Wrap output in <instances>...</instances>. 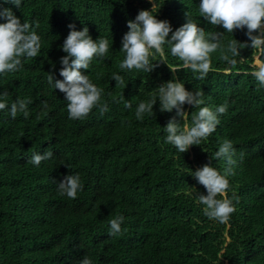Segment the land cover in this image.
Wrapping results in <instances>:
<instances>
[{"label": "trees", "instance_id": "16d2710c", "mask_svg": "<svg viewBox=\"0 0 264 264\" xmlns=\"http://www.w3.org/2000/svg\"><path fill=\"white\" fill-rule=\"evenodd\" d=\"M145 1L22 0L17 8L0 0L22 23L39 22L42 41L36 58L0 74V93H9V107L0 110V264H79L85 256L93 264H264V88L257 90L251 74L254 50L241 49L246 60L237 57L235 68L219 51L212 53L213 71L204 80L173 57L168 45L163 46L167 61L153 60L158 66L151 73L121 69L122 38L128 21L150 8ZM157 3V19L169 21L173 31L187 22L188 11L206 32L225 31L200 17V0ZM70 24L78 31L88 27L94 40L103 36L113 42L105 57L81 70L104 90L108 111L97 108L80 120L68 118L65 94L47 81L53 64L55 79H63L60 58L67 55L62 45ZM246 32H225L224 44L234 38L250 44ZM114 73L126 87H116ZM174 78L188 91L202 90L203 106L228 103L216 131L194 147V160L190 150L179 153L166 142L164 128L175 110L161 112L157 100L155 115L135 116L141 101ZM25 97L32 100L29 117L18 113L13 119L11 103ZM121 97L132 102L131 109ZM185 110L191 125L197 110L189 105ZM224 139L233 141L237 161L226 196L238 203L229 222L221 224L204 215L197 194L207 192L191 174L209 162ZM47 150L53 151L50 160L39 166L28 162ZM225 163L214 160L212 166L222 170ZM76 173L83 191L75 199L59 195L57 182ZM117 214L125 217L122 234L110 236L108 222Z\"/></svg>", "mask_w": 264, "mask_h": 264}, {"label": "clouds", "instance_id": "9594fccd", "mask_svg": "<svg viewBox=\"0 0 264 264\" xmlns=\"http://www.w3.org/2000/svg\"><path fill=\"white\" fill-rule=\"evenodd\" d=\"M4 3H12L19 8L22 0H4ZM149 3L152 4L151 11L141 10L134 21H128L129 31L122 38L120 50L125 54L124 60L120 63L121 69L151 73L158 66L152 62L155 55L163 57V46L168 45L173 57L178 58L185 68L197 74V79L204 80L213 71L212 53L219 51V58L235 68L238 64L237 57L240 58V62L246 60L241 56V49L251 47L254 50V70L251 74L257 80V90L264 88V60L259 58L264 55V0H200L198 8L200 17L213 26H222L225 30L223 32H206L204 28L198 27L190 11L185 13L187 22L173 31L169 21L157 19L158 9L161 7L157 0H149ZM0 20L6 21L0 23V74L13 73L23 67L25 59L36 58L40 54L42 41L36 31L40 25L39 22H34L35 27L33 23L27 21L22 23L10 8L2 6ZM69 28L71 31L62 45V50L67 55L60 58L62 67L59 75L63 79H55L53 64V72H49L47 81L55 90L58 89L65 94L68 118L80 120L97 108L101 114L108 111L107 103H102L104 90L94 84L90 76L81 70H88L94 58L105 57L113 42L103 36L94 40L89 34L88 27L78 31L75 24H70ZM245 28L250 44L241 43L235 38L224 44L225 32L233 35L236 30L243 31ZM256 32H259V35H254ZM169 68L172 69L170 66ZM112 80L116 81L117 88L127 86L119 74L114 73ZM204 95L199 89L188 91L183 82L174 78L155 89L150 99L141 101L136 108L135 116L142 120L144 114L155 115L153 109L157 100L161 112L175 110L176 115L164 128L167 133L166 142L175 146L179 153H185L193 145L200 146L203 140H207L216 131L221 122L219 117L228 109L227 101L215 106L214 109L203 106ZM8 96V91L0 93V110L9 107ZM121 99L124 100L125 108H132L131 101L123 97ZM31 103L30 97L17 99L10 105V116L14 119L18 113H22L28 118ZM185 105L197 110L191 113V125L188 123L189 113L185 110ZM43 108L47 110V101L43 103ZM235 156L233 141L224 139L219 150L210 156L209 162L191 174L207 192L206 195L197 194V202L204 206V215L221 224L229 222L238 203L235 196L232 198L226 196L230 187L229 178L235 175L234 166L237 163ZM52 157L53 151L47 150L44 154L34 153L28 162L39 166L42 161L50 160ZM243 158L244 153H240V160ZM214 160L226 162L222 170L212 166ZM57 184L59 195H66L69 199L77 198L78 192L83 191V183L78 173L64 176ZM124 221L125 217L120 214L111 217L108 222L109 235L122 234L121 226ZM79 264H93V261L85 256Z\"/></svg>", "mask_w": 264, "mask_h": 264}, {"label": "rangeland", "instance_id": "374dc122", "mask_svg": "<svg viewBox=\"0 0 264 264\" xmlns=\"http://www.w3.org/2000/svg\"><path fill=\"white\" fill-rule=\"evenodd\" d=\"M147 1H149V0H146L145 2H147ZM151 9H152V4H151V6H150V8L148 9L149 11H151ZM164 50V49H163ZM160 58H162V60H163V62H165V61H167V59H166V56H165V52H164V56L163 57H161L159 54H156L155 55V59H154V61L155 62H157L158 64L160 63ZM260 58V57H259ZM254 64V63H253ZM171 68L173 69V71H175L178 67H176V66H171ZM171 69V70H172ZM196 145H193V146H191L190 147V152H191V154H192V157H191V160H194V157H195V151H194V147H195Z\"/></svg>", "mask_w": 264, "mask_h": 264}]
</instances>
